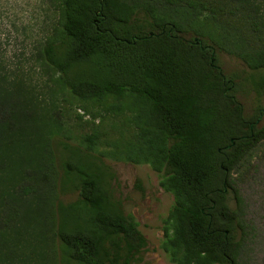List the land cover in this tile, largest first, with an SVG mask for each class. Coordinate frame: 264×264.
I'll use <instances>...</instances> for the list:
<instances>
[{"label": "trees", "instance_id": "1", "mask_svg": "<svg viewBox=\"0 0 264 264\" xmlns=\"http://www.w3.org/2000/svg\"><path fill=\"white\" fill-rule=\"evenodd\" d=\"M47 1L55 17L33 51L57 87L50 110L0 74L1 259L139 264L147 241L113 195L110 160L150 165L173 195L161 242L171 262L241 264L245 227L228 193L241 200L232 175L264 124L236 92L264 94V20L240 0ZM219 50L252 71L245 84L219 71Z\"/></svg>", "mask_w": 264, "mask_h": 264}, {"label": "rangeland", "instance_id": "2", "mask_svg": "<svg viewBox=\"0 0 264 264\" xmlns=\"http://www.w3.org/2000/svg\"><path fill=\"white\" fill-rule=\"evenodd\" d=\"M240 1L252 5L264 20V0ZM54 17L47 0H0V74L8 75L10 81H23L27 87L26 94L34 97L33 102L41 114L50 110L51 99L55 100L58 95L54 93L57 87L51 71L35 59L33 43L43 31L45 37ZM219 64L226 75L234 76L236 83L245 84V78L252 73L242 60L221 50ZM236 97L249 118H257L258 109H264V94L258 96L254 90L245 89L236 92ZM263 124L264 114L260 121V125ZM107 162L115 174L111 184L114 197L120 201L124 213L135 217L147 241L138 254L139 264H174L161 247L164 219L174 198L160 186L159 173L148 164ZM244 162L241 171L232 175L240 203L233 192L228 193L229 203L239 210L245 227L246 241L239 262L264 264V141ZM30 242L35 244L36 241L30 237ZM27 249L30 253L33 248ZM33 257L27 264H41L35 254ZM4 259L6 263L0 257V264H15L16 261L15 257L7 255Z\"/></svg>", "mask_w": 264, "mask_h": 264}, {"label": "water", "instance_id": "3", "mask_svg": "<svg viewBox=\"0 0 264 264\" xmlns=\"http://www.w3.org/2000/svg\"><path fill=\"white\" fill-rule=\"evenodd\" d=\"M169 34H171V30L169 31ZM152 35H154V33H151L149 36H152ZM136 38L137 37H133V41H135ZM182 38H184V40L186 42L190 43V44H199V43H202V39L199 38V37H194V38L191 39V38H185V37L182 36ZM206 47L211 48V50H212V56H211V58H212V63H213L214 62V57H215L216 50L211 45H207ZM218 69H219L220 72H222V67L218 66ZM224 80H225V76H224Z\"/></svg>", "mask_w": 264, "mask_h": 264}, {"label": "flooded vegetation", "instance_id": "4", "mask_svg": "<svg viewBox=\"0 0 264 264\" xmlns=\"http://www.w3.org/2000/svg\"><path fill=\"white\" fill-rule=\"evenodd\" d=\"M263 114H264V109L260 111V116H259V120H258V125L259 126H262V125H260V121H261V117H262Z\"/></svg>", "mask_w": 264, "mask_h": 264}]
</instances>
